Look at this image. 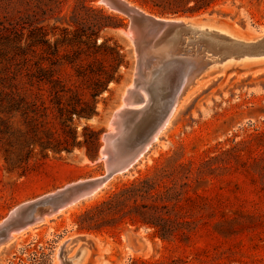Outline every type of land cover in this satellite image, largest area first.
<instances>
[{
	"label": "rangeland",
	"instance_id": "rangeland-1",
	"mask_svg": "<svg viewBox=\"0 0 264 264\" xmlns=\"http://www.w3.org/2000/svg\"><path fill=\"white\" fill-rule=\"evenodd\" d=\"M37 1L53 11L34 16L44 18L49 47L33 46L30 64L40 61L48 67L49 59L57 63L52 75L36 80L26 77L16 61H0V221L24 202L105 173L104 134L115 131L113 114L124 105L126 88L135 77L137 54L125 32V14L101 0H17L14 10H31ZM125 1L147 14L168 16L141 0ZM185 16L223 21L241 34L258 35L264 26V0H219L210 10ZM82 20L107 23L96 34L97 45L79 34ZM29 29L27 23L18 27L20 44L36 35ZM54 46L55 53H49ZM106 75L110 78L104 82ZM184 92L157 139L127 170L109 177L92 195L17 231L0 245V264H59L60 245L79 236L92 242L81 264L176 256L195 264L196 256L206 257L204 264H264V170L253 163L264 149L253 135L255 129H264V59L226 61L202 73ZM149 93L142 112L128 115L130 135L124 144H133L161 115L163 107L156 105L152 86ZM92 131L98 137L94 158L84 144L86 140L90 145ZM72 135L81 144L51 150L61 147L64 138L70 143ZM142 177L182 188L180 202L185 206L180 213L206 221L205 228L186 243L162 240L151 226L127 217L99 230L78 229L84 210ZM247 213L263 221L254 224ZM79 245H70L67 255Z\"/></svg>",
	"mask_w": 264,
	"mask_h": 264
},
{
	"label": "trees",
	"instance_id": "trees-1",
	"mask_svg": "<svg viewBox=\"0 0 264 264\" xmlns=\"http://www.w3.org/2000/svg\"><path fill=\"white\" fill-rule=\"evenodd\" d=\"M28 1V0H27ZM219 0H141L144 4H149L160 15L184 16L193 15L203 11L212 9L213 5ZM17 0H0V61L7 62L16 61L15 64L20 65L19 70L23 69L24 75L31 79H43L46 75H52V65L57 63V59H49V66L42 65L40 61H34L30 64L29 54L33 51V46L49 47L44 26L41 24L42 19L36 16L38 13L43 14L46 10L53 11V7L44 9L37 1L33 9L14 10ZM101 11V10H99ZM186 17V16H185ZM35 20V22H34ZM29 25V30L34 31V38L25 44H20L16 38L18 27L24 28V24ZM34 23V25H32ZM80 30L93 46L96 44V34L98 30L107 25V23L90 22L82 20ZM32 26V27H31ZM30 32V33H31ZM56 45V42H55ZM45 50V49H44ZM56 46L49 52L54 54ZM23 66V67H22ZM110 78L105 76L104 82ZM103 82V84H104ZM7 109H12L11 100H6ZM87 128L86 126L84 129ZM93 137L90 145L84 140L86 150L90 158H94V150L97 147V133L92 131ZM254 137L256 144L264 146V129H255ZM75 136H71V141L64 138V144L54 145L51 147L53 151H60L61 148L69 150V144H81L76 142ZM93 150V151H90ZM42 156L46 153L41 150ZM254 165L258 167L260 172L264 170V149L258 150L253 158ZM184 196L182 188H175V184H166L161 179L142 177L135 181L123 184L117 191L108 194L104 199L95 203L91 208L84 210L78 221L79 230H99L104 226L113 225L118 220L129 218L131 222H138L143 225L151 226L154 234L165 241H179L186 243L200 230L205 228L206 221L202 219L187 217L180 213L184 208L181 200ZM247 219L254 224H260L263 221L260 215L255 213H247ZM206 257L196 256L198 264H204ZM130 264H195L186 259V257L176 256L166 259H140L133 258Z\"/></svg>",
	"mask_w": 264,
	"mask_h": 264
},
{
	"label": "bare ground",
	"instance_id": "bare-ground-1",
	"mask_svg": "<svg viewBox=\"0 0 264 264\" xmlns=\"http://www.w3.org/2000/svg\"><path fill=\"white\" fill-rule=\"evenodd\" d=\"M102 2L107 7L109 6L106 2ZM127 3L131 5L129 2ZM143 12L145 13L144 10ZM155 17L160 19L164 18ZM165 19L168 20V18H164L163 20ZM175 19L186 22V24L173 29L165 35V37L156 42L153 40L147 41L142 38L140 45V60L144 62V60L147 61L153 58L151 62L160 63V68L156 70L154 74L133 73L134 76H136L134 77L133 83L126 88L123 97L124 105L113 114L114 118H116L114 121L112 119L115 131H108L105 134V144L104 147L101 148V152L104 153L107 158L112 156V160H114L111 164L117 169V172L125 171L128 167L124 165L126 157L122 158V161H116L117 158H121V156L124 155L121 153L128 151L126 153L128 155H124L127 157L129 154H135L128 164L135 162L140 157V154L150 146L152 141L157 139L160 130L167 125L170 116L174 113L180 101L185 98L186 95L183 94L185 93L186 87L192 84L202 73L226 61L264 59V26L261 28V34L253 35L241 34L223 21L211 18H205L207 21L202 20V18L197 20L190 19L189 17L183 18V16L175 17ZM125 32L129 36V39L132 40L134 37L132 31L129 29ZM208 52H210V54H208ZM150 84H152V90L157 98L156 105L160 104L162 105L161 107H163L161 115L158 114L156 118L158 119L157 123L160 122L150 139L144 142L141 148L129 149L130 147L123 143L127 137L128 115L133 112L141 113L149 104ZM162 84L164 87L160 89ZM125 106L126 108L124 109L123 107ZM109 168L111 167L108 166L107 171ZM109 176L110 175L101 180L96 186L90 188L83 198L72 199L56 209L55 212L59 209V211H61V208L92 195L105 183ZM91 179L100 180V177L97 176ZM31 201L33 200L22 204H27ZM17 209V207L13 209L9 213L8 218L0 221V235L2 231L6 232V237L4 240H0V245L6 243L17 231L29 225H33L42 219H46L49 215L55 213H44L41 219L34 223H28L18 228H10L7 225V221ZM72 244H74V242H72V239H69L63 242L58 248L57 256L59 264H81L86 249L79 245L76 252L72 256H68L67 254Z\"/></svg>",
	"mask_w": 264,
	"mask_h": 264
},
{
	"label": "water",
	"instance_id": "water-1",
	"mask_svg": "<svg viewBox=\"0 0 264 264\" xmlns=\"http://www.w3.org/2000/svg\"><path fill=\"white\" fill-rule=\"evenodd\" d=\"M107 3L109 5L108 7H111V9L121 12L125 14L128 17V23L127 28L132 31L134 34V37L132 38V42L135 45V50L137 54V60L136 64L134 65V72L137 73H153L156 72L160 68V63L151 62V59L149 60H140V53H141V40L142 38L146 39L147 41H158L161 38L165 37L170 31H172L175 28H178L180 26H183L186 24V22H182L179 20H176L175 17L179 16H165L164 18H168V20H163L160 18H156L155 15L144 13L141 9L137 8L136 6L129 5L124 0H101ZM162 17V16H157ZM204 21H207V19H202ZM211 20V19H209ZM136 76V75H135ZM151 87V84L150 86ZM158 119H155L147 128V130L139 135L136 140L131 145H127L130 147L129 149H137L141 148L142 144L146 141H148L152 135V133L156 130L158 127L159 122L157 123ZM128 125V124H127ZM126 136L130 135L129 132V125L127 129ZM106 134V133H105ZM105 134H104V140H105ZM126 137V138H127ZM125 138V140H126ZM124 140V141H125ZM123 141V143H125ZM122 144V143H121ZM127 149V150H129ZM132 151V150H130ZM128 151L121 153L122 155H128L126 154ZM121 156V158H115L116 161H122V158L126 157V160L124 165H127L128 169L134 162L131 164H128L133 156L130 155L127 156ZM114 160V159H113ZM112 156L106 157V171L103 175H100V180L97 179H91L86 178L83 180H78L69 184L64 185L61 188L56 189L55 191L42 195L34 199L33 201L27 203V204H20L17 206V210L15 213H13L8 221L7 225L10 228H18L21 226H24L28 223H34L41 219L42 215L44 213H54L56 209H58L60 206L64 205L66 202L76 199V198H83L85 194L89 191L90 188L96 186L101 180L105 179L108 175L111 177L117 172V169L112 166ZM108 166L111 168L108 169ZM108 177V178H109ZM9 216V214H8ZM8 216L6 218H8ZM5 218V219H6ZM0 240H4L5 231L1 232ZM72 242L77 243L80 242V246L87 249V247L91 246L92 242L86 238L85 236H79L72 239Z\"/></svg>",
	"mask_w": 264,
	"mask_h": 264
}]
</instances>
